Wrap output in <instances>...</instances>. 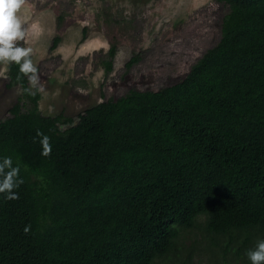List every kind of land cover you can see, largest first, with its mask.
<instances>
[{"label":"trees","instance_id":"16d2710c","mask_svg":"<svg viewBox=\"0 0 264 264\" xmlns=\"http://www.w3.org/2000/svg\"><path fill=\"white\" fill-rule=\"evenodd\" d=\"M215 1L227 7L220 40L182 81L130 89L78 122L43 114L10 63L23 96L0 120V163L22 182L18 199L0 195V264H156L202 216L221 264H250L264 238V0Z\"/></svg>","mask_w":264,"mask_h":264},{"label":"rangeland","instance_id":"374dc122","mask_svg":"<svg viewBox=\"0 0 264 264\" xmlns=\"http://www.w3.org/2000/svg\"><path fill=\"white\" fill-rule=\"evenodd\" d=\"M226 13L215 0H23L18 15L28 32L18 43L33 49L42 113L78 122L87 108L130 89L158 91L182 81L219 42ZM133 56L140 61L129 69ZM9 65L0 63V120L23 96L20 86L9 87ZM205 221L200 217V229ZM200 229H183L178 254L156 264H221Z\"/></svg>","mask_w":264,"mask_h":264},{"label":"clouds","instance_id":"9594fccd","mask_svg":"<svg viewBox=\"0 0 264 264\" xmlns=\"http://www.w3.org/2000/svg\"><path fill=\"white\" fill-rule=\"evenodd\" d=\"M22 2L23 0H0V63L17 64L20 73L27 77L31 88L40 92L43 91V84L31 58L33 49L18 43L25 39L28 32V29L22 26L18 15ZM41 144L42 155H49V138L43 136ZM11 163V158L7 157L0 163V195L7 200L18 199V193L14 189L22 182L18 178L19 169L11 167ZM5 167H8L9 171L5 172ZM246 255L250 264H264V238L258 239L255 247L247 250Z\"/></svg>","mask_w":264,"mask_h":264}]
</instances>
